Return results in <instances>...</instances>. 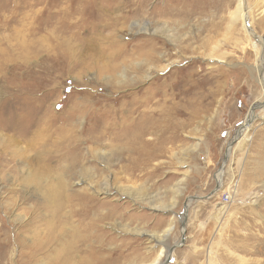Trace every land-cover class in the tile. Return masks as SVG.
<instances>
[{
  "label": "rangeland",
  "instance_id": "obj_1",
  "mask_svg": "<svg viewBox=\"0 0 264 264\" xmlns=\"http://www.w3.org/2000/svg\"><path fill=\"white\" fill-rule=\"evenodd\" d=\"M250 30L264 40V0H0V264H28L32 238L22 226L34 206L20 197V170L49 137L47 150L57 138L72 142L63 152L86 155L82 167L108 188L91 192L108 203L104 212L114 209L98 225L100 264H149L183 235L166 264H264L262 108L236 140L253 105L264 102V52ZM150 47L164 57L148 67ZM189 80L195 95L173 98ZM154 81L167 90L180 81L161 108L176 120L160 122L166 130L147 134L127 159L117 142L95 144L130 111L140 114ZM145 111L148 127L161 120ZM221 170L216 195L188 200L209 196ZM223 192L232 193L229 205Z\"/></svg>",
  "mask_w": 264,
  "mask_h": 264
},
{
  "label": "bare ground",
  "instance_id": "obj_2",
  "mask_svg": "<svg viewBox=\"0 0 264 264\" xmlns=\"http://www.w3.org/2000/svg\"><path fill=\"white\" fill-rule=\"evenodd\" d=\"M238 13L241 17L240 12ZM246 14L247 12L245 15ZM250 32L262 45L264 52V40L257 37V35H255L251 30ZM160 56L162 58L164 57L160 53V50L155 47H150V54L146 56L145 63L148 67L155 66L158 63ZM263 59L264 55H262L261 65H263ZM131 64L134 65L132 62ZM261 69L260 73L263 78L262 83L264 84V68L261 67ZM160 77L161 76L158 74L157 79H160ZM183 82L186 86H188V88L184 91L178 90V94H173V98L179 96L180 94L185 97L191 96L195 93V81L189 80ZM179 83L180 81H177L172 87L170 84L168 86L169 89L167 90L166 81L152 82L147 90V94L149 96L147 98L145 97L146 100H143V103L136 108H143V110L140 111V114L136 116L138 110L130 111V113L126 115V119L122 124L116 123L113 127L106 129V131L110 132L109 134L107 132H102L101 136L95 138V144L103 146L106 141H109V143L111 142L110 146L112 147L113 143L117 142L121 146L118 157L125 159L129 158L134 153V144L139 145L142 141H144L143 139L147 134L151 133L157 135L159 132L166 130L165 125L160 122L169 121L170 124L171 120H176V116L174 119V115H171L168 112H161V108L162 105L169 103L168 100H164L163 97L166 96L169 90H172V88L175 89ZM257 104H261L262 106L260 109L262 108L264 111V102ZM147 107L154 113L151 114L153 120L154 117L157 116L159 119L161 118L158 123H152L151 127H148V124H151V119L150 114H147L145 111ZM171 108H174V106ZM139 116L141 117L138 118ZM256 118V111L251 109L244 125L238 130L239 134L236 138L237 141H241L243 139L245 134L244 132L249 126H251ZM47 128L48 127L38 129L35 137L29 142L37 144L38 142H36V138L46 132ZM49 138L42 139V144H39L40 146H43V148L40 149L42 151L39 150V154L35 156L36 161H34L33 164L25 161V163H23V169L20 170L21 176L19 179L22 183L19 185L22 189V192H20L22 195L19 193L20 197L23 198L24 203L27 202L26 204L28 205L33 203L34 206L31 221L22 226L25 233L30 234L32 238L31 244L29 245L30 249H28L30 251L28 264H88V259L93 262L92 264H100L104 257L100 255V249L95 245L96 242L100 240L98 225L101 222L111 220L114 214V209L104 212L109 206L108 203H101L93 196V193L101 196L107 195L109 193L107 190L108 188L104 187V184H100V182L97 181L98 175L95 173L93 174L94 168L87 171L86 167V169L82 167L81 164H83L86 160V155H82V153L77 151L67 154L63 152V149L72 145V142L63 141L62 139L57 138V140L53 143L52 149L47 150L46 146ZM142 147L143 149H146L148 146L145 147V145H143ZM228 147L227 159L232 146L230 147L228 145ZM73 149L75 150L76 148ZM54 153H57V155L60 154V158L53 161L52 154ZM90 153L100 157V153L96 151H89L87 155H90ZM64 161H66V164L68 162L67 167L63 164ZM54 162L56 166H52ZM222 170L216 176L219 189L223 185ZM82 174H85L86 177L80 178V175L82 176ZM70 181L74 182V186H72ZM14 186H11V188ZM11 188H9V191ZM119 190L123 189L119 188ZM198 199L205 200L209 198L198 197ZM189 201L187 204V210L184 214V219L188 214V209L190 208L191 201ZM159 203L158 198H153L152 204H154V207L155 204L158 205ZM229 204L230 203L223 205ZM172 207H174V205L169 206L167 210H170ZM49 216L51 220L48 219ZM172 230L173 225H170V227L166 229L164 237H167ZM184 233L185 229L182 230V234ZM20 235L22 236V234ZM182 240L183 238H181L179 243L169 248L168 252L165 248L159 250L155 260L149 264H165L166 260H173L174 250L179 248L175 246L182 243ZM184 240H186V237H184ZM184 243L185 242H183V244ZM21 244H23V246L25 245L24 239L21 240Z\"/></svg>",
  "mask_w": 264,
  "mask_h": 264
},
{
  "label": "water",
  "instance_id": "obj_3",
  "mask_svg": "<svg viewBox=\"0 0 264 264\" xmlns=\"http://www.w3.org/2000/svg\"><path fill=\"white\" fill-rule=\"evenodd\" d=\"M262 105L261 104H255V105H253V107H252V110L254 111H256L257 109H260V107H261ZM238 134H239V131H238ZM235 141V140H234ZM233 141V142H234ZM233 142H231L230 144H229V146L231 147L232 145H233ZM229 148V147H228ZM225 162H226V160H227V150H226V153H225ZM223 167V166H222ZM221 167V168H222ZM219 191V187H218V185H217V187L214 189V191H212L210 194H209V196H207L206 198H210V197H212V196H214L217 192ZM200 199V198H199ZM198 199V197H190L188 200H190V201H198L199 200ZM188 203H186L185 205H184V210L186 211L187 210V205ZM187 217V216H186ZM186 217H185V219H186ZM184 219V221L182 222V224H183V226H185V223H186V220ZM184 235H183V240H182V243H180V244H178L177 246H175V247H180L182 244H183V242L185 241L184 240ZM168 261V260H167ZM167 261H166V263H167ZM165 263V264H166Z\"/></svg>",
  "mask_w": 264,
  "mask_h": 264
},
{
  "label": "built area",
  "instance_id": "obj_4",
  "mask_svg": "<svg viewBox=\"0 0 264 264\" xmlns=\"http://www.w3.org/2000/svg\"><path fill=\"white\" fill-rule=\"evenodd\" d=\"M231 192H223V194L221 195V199L220 202L222 201L223 204H228L231 201Z\"/></svg>",
  "mask_w": 264,
  "mask_h": 264
},
{
  "label": "crops",
  "instance_id": "obj_5",
  "mask_svg": "<svg viewBox=\"0 0 264 264\" xmlns=\"http://www.w3.org/2000/svg\"><path fill=\"white\" fill-rule=\"evenodd\" d=\"M204 229H205V228H202V233H203L202 235H205V234H204V232H203V231H204ZM199 234H200V232H199ZM199 234H198V235H199Z\"/></svg>",
  "mask_w": 264,
  "mask_h": 264
}]
</instances>
